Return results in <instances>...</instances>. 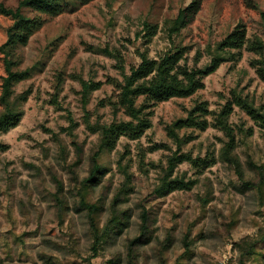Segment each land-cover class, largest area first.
<instances>
[{
    "label": "rangeland",
    "instance_id": "rangeland-1",
    "mask_svg": "<svg viewBox=\"0 0 264 264\" xmlns=\"http://www.w3.org/2000/svg\"><path fill=\"white\" fill-rule=\"evenodd\" d=\"M20 1L0 3L16 8ZM191 1L77 0L54 16L21 8L27 17L40 16L44 25L15 51L13 69H28L29 77L14 86V94L30 93L21 104L19 124L0 133V142L8 145L0 151V264H128L127 244L140 233L143 208L150 215L152 236L135 250L136 264H264V187L260 193L257 186L264 180V129L233 106L227 123L242 180L221 158L228 137L215 125L235 95L264 113V82L250 65L260 56L246 46L239 57L225 60L208 75L203 89L155 104L151 127L140 138L121 136L114 149L101 154V170L88 184L86 199L99 203L103 227L120 193L116 209L125 219L93 256L92 233L79 195L80 181L99 144V132L91 127L130 120L112 105L123 81L112 55L121 56L124 73L129 74L140 62V53L159 59L181 46L186 48L185 63L202 67L211 58L209 47L238 24L244 25L249 41L258 38L264 43V0H200L192 21L169 37L170 22ZM145 23L157 25L148 44ZM11 24V17L0 12V45ZM2 76L0 53V93ZM81 81L101 84L84 97ZM203 101L210 111L209 127L177 130L179 140L169 136L168 127ZM76 146L82 150L80 160ZM175 152L206 159L207 165L178 164L170 178L197 183L189 190L161 192L168 159ZM252 163L263 168L262 177ZM58 185L63 214L54 199ZM250 248L253 252L246 254Z\"/></svg>",
    "mask_w": 264,
    "mask_h": 264
},
{
    "label": "trees",
    "instance_id": "trees-1",
    "mask_svg": "<svg viewBox=\"0 0 264 264\" xmlns=\"http://www.w3.org/2000/svg\"><path fill=\"white\" fill-rule=\"evenodd\" d=\"M75 1L77 0H21L16 8H8L0 3V12L12 19V24L7 28V38L0 45V53L5 70V76L1 77L0 133H5L19 124L23 115L21 104L27 100L30 93V91H24L14 94V86L29 77L28 69H13L15 65V51L17 47L26 45L30 37L44 25V20L40 16L27 17L22 13L21 8L30 6L39 14L54 16L66 11L70 4H74ZM78 1L87 2L88 0ZM200 4V0H192L186 7L178 11L176 18L170 22L168 28L169 37L173 34H178L182 28L192 21L200 9ZM144 31V43L148 44L157 32V25L145 23ZM245 46L248 50L260 56V58L252 59L250 65L255 69L259 79L264 82V59L262 57L264 43L258 38L249 41L245 27L242 24L235 26L213 49L209 47L208 52H210L211 58L202 67L196 64L188 66L184 61L186 48L175 46L166 51L159 59L148 57L146 52L140 53V62L131 66L129 74H125L121 56L109 53L117 60L123 76L122 83L118 85L119 93L117 100L112 105L115 108L123 109L124 113L130 117V120L91 127L92 131L99 132V144L90 156L87 176L80 181L79 195L81 204L86 208L89 228L92 233L93 256L98 254L104 240L113 238V235L120 230L122 221L125 219V213H121L116 209L117 203L121 200L120 193L115 195L111 205L112 215L103 227L99 226V203L86 199V191L91 189L88 184L95 180L101 170V154L114 149L121 136H126L130 139L140 138L151 127L150 117L155 104L174 97H190L198 90L203 89L205 86L204 79L214 73L225 60H231V58H235L236 56L239 57L240 50ZM231 51H236V53L234 54ZM81 84L83 96L86 97L90 91L98 89L101 83L81 81ZM140 98H142L141 102L137 103ZM233 106H238L244 110L263 129L264 113L261 109L255 107L252 102L248 101V99L241 95H235L232 100L223 106L216 118L215 125L224 130L228 137V142L221 150V158L233 167L236 174L244 180L242 164L239 158L232 153L234 136L230 125L227 123ZM209 113L206 101L196 103L189 110L185 118L176 120L168 127L167 133L175 140H179L177 130L194 127L203 131L209 127L210 123L206 119ZM6 149H8V145L0 142V151ZM75 149L77 150L78 160H80L82 150L78 146ZM183 162H189L198 168L201 166L204 168L207 165L206 159L193 158L189 154L175 152L168 159V166L164 172L160 186L161 192L189 190L197 183L194 179L170 178L174 168ZM210 162H213V159ZM252 166L258 170V176L262 177L263 168L253 163ZM244 182L253 184L249 181ZM257 186L258 191L262 193L264 187L263 178L257 183ZM60 190L61 186L58 185L54 193V199L60 214H63L65 204ZM140 218V233L130 239L127 244L129 248L128 264H136L135 250L151 240V220L145 208L142 209ZM252 252L253 250L250 248L246 254Z\"/></svg>",
    "mask_w": 264,
    "mask_h": 264
}]
</instances>
